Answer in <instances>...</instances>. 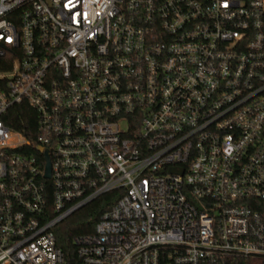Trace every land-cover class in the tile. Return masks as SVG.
<instances>
[{"label": "built area", "instance_id": "obj_1", "mask_svg": "<svg viewBox=\"0 0 264 264\" xmlns=\"http://www.w3.org/2000/svg\"><path fill=\"white\" fill-rule=\"evenodd\" d=\"M112 191L76 264H264V0H0V264Z\"/></svg>", "mask_w": 264, "mask_h": 264}, {"label": "trees", "instance_id": "obj_2", "mask_svg": "<svg viewBox=\"0 0 264 264\" xmlns=\"http://www.w3.org/2000/svg\"><path fill=\"white\" fill-rule=\"evenodd\" d=\"M11 110L14 112L13 120L9 123L11 127L30 135L35 124L33 109L27 104L21 103L13 106ZM119 196L118 191L102 195L82 207L58 226L57 246L62 250L66 264L77 263V247L74 243V237L91 232L100 214L109 207L111 208Z\"/></svg>", "mask_w": 264, "mask_h": 264}, {"label": "water", "instance_id": "obj_3", "mask_svg": "<svg viewBox=\"0 0 264 264\" xmlns=\"http://www.w3.org/2000/svg\"><path fill=\"white\" fill-rule=\"evenodd\" d=\"M46 158H47V163H46V176L49 177V175H50V162H49V158H48L47 155H46Z\"/></svg>", "mask_w": 264, "mask_h": 264}]
</instances>
